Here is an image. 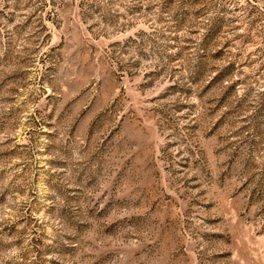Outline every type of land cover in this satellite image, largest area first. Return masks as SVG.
Here are the masks:
<instances>
[{"label": "rangeland", "instance_id": "374dc122", "mask_svg": "<svg viewBox=\"0 0 264 264\" xmlns=\"http://www.w3.org/2000/svg\"><path fill=\"white\" fill-rule=\"evenodd\" d=\"M0 264H264V0H0Z\"/></svg>", "mask_w": 264, "mask_h": 264}]
</instances>
